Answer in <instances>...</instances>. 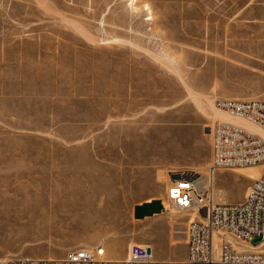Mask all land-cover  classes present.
<instances>
[{
  "label": "rangeland",
  "instance_id": "obj_1",
  "mask_svg": "<svg viewBox=\"0 0 264 264\" xmlns=\"http://www.w3.org/2000/svg\"><path fill=\"white\" fill-rule=\"evenodd\" d=\"M229 13L211 0H0V261L98 244L124 257L132 243L184 258L194 214L165 201L167 172L207 179L216 101L264 99V21ZM260 169L216 170L214 200L242 201ZM151 197L166 210L135 220Z\"/></svg>",
  "mask_w": 264,
  "mask_h": 264
},
{
  "label": "built area",
  "instance_id": "obj_2",
  "mask_svg": "<svg viewBox=\"0 0 264 264\" xmlns=\"http://www.w3.org/2000/svg\"><path fill=\"white\" fill-rule=\"evenodd\" d=\"M216 106L264 130V99L222 98ZM208 178L191 169L169 170L165 201L194 214L186 228L182 259L156 258L151 246L132 243L124 257H109L105 247L68 249L61 257H14L0 264H264V138L243 126L217 120L210 127ZM259 164V175L239 202H216L212 176L218 169ZM163 204L162 210H166ZM258 237V241L253 240Z\"/></svg>",
  "mask_w": 264,
  "mask_h": 264
},
{
  "label": "crops",
  "instance_id": "obj_3",
  "mask_svg": "<svg viewBox=\"0 0 264 264\" xmlns=\"http://www.w3.org/2000/svg\"><path fill=\"white\" fill-rule=\"evenodd\" d=\"M158 1H188V0H158ZM218 2H228L230 18L239 19L245 23L263 22L264 21V0H211ZM236 2V7L233 8V4ZM156 204L157 209L152 210L151 213H144L143 215H137L138 207L142 209L152 208L153 204ZM164 200L160 197H151L137 201L131 209L132 217L135 220H144L153 215L159 214L162 211Z\"/></svg>",
  "mask_w": 264,
  "mask_h": 264
},
{
  "label": "bare ground",
  "instance_id": "obj_4",
  "mask_svg": "<svg viewBox=\"0 0 264 264\" xmlns=\"http://www.w3.org/2000/svg\"><path fill=\"white\" fill-rule=\"evenodd\" d=\"M216 114H218V116L222 119V120H224V121H227V122H231V123H234V124H238V125H240V126H243V127H245L246 129H248V130H250L251 132H253V133H256V134H259L260 136H262L263 138H264V130H262L261 128H259L257 125H255V124H253V123H250V122H248L247 120H245V119H243V118H239V117H233V116H230L229 114H227V113H225V112H217ZM247 170V169H246ZM247 172H249L251 175H256V173L258 172L257 171V168L256 167H252V168H250L249 170H247ZM213 179V178H212ZM72 193V195H71V197L72 196H75L76 198L78 197V198H80V197H86V198H89V199H95V198H97L98 197V193H100L99 191H97V190H82V189H79V190H75V191H73V192H71ZM70 192H69V196H70V194H71ZM238 195V194H237ZM237 195H236V197H237ZM68 196V197H69ZM239 196V195H238ZM235 197V198H236ZM65 203V205H71V206H73L74 208H76L77 206H79V204H75L74 203V205H72L73 203H67V202H64ZM84 203H86V204H84ZM90 203V200H89V202L88 201H86V202H83V204L84 205H90L89 204ZM92 203V202H91ZM58 208V207H57ZM59 209V208H58ZM58 209H57V211H55V213H56V215H59V213H58ZM65 213V212H64ZM63 214V213H62ZM64 216H66L65 214H63ZM67 216H69V215H67ZM72 217H73V219L75 218L74 217V214H72V216H71V214H70V218L72 219ZM75 220H76V218H75ZM72 222V221H71ZM118 246H119V243L117 242V243H112V245H110V247H109V249H110V251L111 252H115V251H117L118 249Z\"/></svg>",
  "mask_w": 264,
  "mask_h": 264
}]
</instances>
